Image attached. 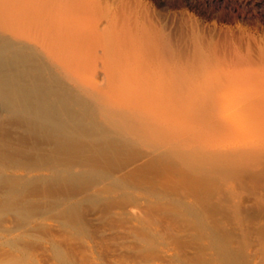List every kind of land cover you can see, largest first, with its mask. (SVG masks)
I'll list each match as a JSON object with an SVG mask.
<instances>
[{
    "label": "rangeland",
    "instance_id": "374dc122",
    "mask_svg": "<svg viewBox=\"0 0 264 264\" xmlns=\"http://www.w3.org/2000/svg\"><path fill=\"white\" fill-rule=\"evenodd\" d=\"M4 1L0 84L29 95L6 91L0 114V264H248L264 247V0Z\"/></svg>",
    "mask_w": 264,
    "mask_h": 264
},
{
    "label": "bare ground",
    "instance_id": "6f19581e",
    "mask_svg": "<svg viewBox=\"0 0 264 264\" xmlns=\"http://www.w3.org/2000/svg\"><path fill=\"white\" fill-rule=\"evenodd\" d=\"M2 1H4V0H2ZM2 1L0 0V2H2ZM28 1H30V0H28ZM39 1H40V0H39ZM39 1H38V2H39ZM50 1H51V0H50ZM50 1H49V2H50ZM57 1H60V0H56V2H57ZM4 2H5V1H4ZM4 2H3V3H4ZM6 2H7V1H6ZM9 2L13 3V0H12V1L10 0ZM9 2H7V3H9ZM14 2H16V1H14ZM26 2H27V1L24 2L26 5L29 4L30 2H32V3H30V4H34V3H35L34 0L30 1L29 3H28V2L26 3ZM36 2H37V1H36ZM51 2H53V1H51ZM54 2H55V1H54ZM7 3H4V4H6L5 6H8ZM41 3H42V5H43L44 3H46V1H45V2H41ZM58 3H60V2H58ZM62 3H63V2H62ZM64 3H66V2H64ZM75 3H77V2H75ZM0 4H1V6H2V3H0ZM4 4H3V5H4ZM14 4H15V3H14ZM36 4H37V3H36ZM36 4H35V5H36ZM38 4H39V3H38ZM47 4H48V2L46 3V6H47ZM72 4H73V3H72ZM16 5H17V4H16ZM16 5H14V6H16ZM22 5H23V4H22ZM35 5H34V6H35ZM40 5H41V4H40ZM62 5H63V4H62ZM27 6H28V5H27ZM30 6H31V5H30ZM44 6H45V4H44L43 6H39V7L44 8ZM53 6H54V5H53ZM58 6H59L58 8L63 7V6H60V5H58ZM71 6H72V5H71ZM80 6H81V5H80ZM3 7H4V6H3ZM17 7H20V6H17ZM39 7H38V8H39ZM1 8H2V7H0V13H2V11L4 12V11H5L6 9H8L9 7H8V8L4 7L5 10H4V9L1 10ZM11 8H12V7H11ZM22 8L24 9V7H22ZM35 8H36V7H35ZM45 8H46V7H45ZM52 8H53V7H52ZM55 8H56V6H55ZM55 8H54V9H55ZM32 9H33V8H32ZM36 9H37V8H36ZM39 9H40V8H39ZM67 9H68V8H67ZM80 9H81V8H80ZM8 10H10V9H8ZM44 10H45V9H44ZM68 10H69V9H68ZM66 11H67V10H66ZM75 11H76V10H75ZM35 12H36V11H35ZM79 12H80V11H79ZM43 13H44V12H43ZM43 13H42V14H43ZM69 13H70V12H69ZM76 13H77V12H76ZM29 14L32 15L31 13H29ZM55 14H57V13L55 12ZM62 14H63V13H62ZM62 14H61V15H62ZM79 14H80V13H79ZM79 14L77 13V15H79ZM1 15H3V14H1ZM39 15H40V14H39ZM45 15H46V14H45ZM47 15H50V17L52 16L51 14H47ZM70 15H71V14H70ZM72 15H73V14H72ZM81 15H82V14H81ZM6 16H7V14H6ZM35 16H36V15H35ZM58 16H59V14L56 16L57 18H56L55 16H54V18L58 19ZM65 16H67V15H65ZM4 17H5V16H4ZM21 17H22V16H21ZM27 17H29V16H27ZM31 17H32V18H31ZM31 17H30L31 19H30V18H29V19L32 20V22H33V20H34L35 18H34V16H31ZM43 17H46V16H43ZM50 17H49V18H50ZM59 17H60V16H59ZM77 17H79V16H77ZM33 18H34V19H33ZM46 18H48V16H47ZM54 18H50L51 20H49V19H48V20H47V19L45 20V18H44L45 21H44V20H43V21H44V23H46V21H47V22L49 21L48 24H49V27H51L50 25H52L53 22L51 23L50 21H52ZM70 18H71V17H70ZM41 19H43V18H41ZM56 19H54V20H56ZM79 19H81V17H80ZM35 20H36L37 22H38V21L42 22V20H40V19H39V20L35 19ZM54 20H53V21H54ZM66 20H67V19H66ZM0 21L2 22L1 18H0ZM24 21H26V20H24ZM36 21H35V23L33 22L34 25H33L32 22L30 23L29 20L26 21V22H28V25L30 24L31 27H33V28H31V30L34 29V26H36V24H39V25H40V23H39V22L37 23ZM58 21H59V20H58ZM58 21H57V22H58ZM61 21H63V20H61ZM67 21H68V20H67ZM72 21H73V20H72ZM77 21H78V20H76L75 23H76ZM55 22H56V21H55ZM55 22H54L53 25L57 24V22H56V23H55ZM68 22H70V21H68ZM68 22H67V23H68ZM23 23H24V22H23ZM44 23L42 22L41 24H44ZM58 24H60V23H58ZM1 25H2V24H1ZM15 25H16V24H15ZM44 25H45V24H44ZM69 25H71V24H69ZM72 25H73V24H72ZM72 25H71V26H72ZM2 26H3V25H2ZM5 26H6V25H5ZM41 26H42V25H41ZM6 27H7V26H6ZM6 27H5V28H6ZM25 27H26V26H25ZM53 27H54V26H52V28H53ZM72 27H73V26H72ZM76 27H77V26H76ZM0 28H1V26H0ZM2 28H3V27H2ZM7 28H8V27H7ZM7 28H6V29H3V30H6V31L9 30V29H7ZM23 28H24V27H23ZM41 28H42V27H41ZM52 28H51V29H52ZM54 28H55V27H54ZM17 29H20V30H17ZM24 29H25V28H24ZM28 29H30V26H29ZM49 29H50V28H49ZM51 29H50V30H51ZM59 29H60V27H59ZM61 29H63V28L61 27ZM74 29H75V28H74ZM82 29H83V28H82ZM13 30H14V29H13ZM16 30H17V31L14 32L13 34H16L17 32H20V31L22 32V31H23V30H21V28H16ZM38 30H39V29H38ZM40 30H41V29H40ZM50 30H49V31H50ZM56 30H57V29H56ZM69 30H70V28H69ZM1 31H2V29H1ZM6 31L4 32L5 34L2 32V34H4L5 36H6ZM29 31H30V30H29ZM34 31H35V30H34ZM46 31H47V30H45V32H46ZM51 31H52V30H51ZM57 31H59V30H57ZM64 31H66V30H64ZM64 31H63V32H64ZM70 31H71V30H70ZM73 31H74V30H73ZM86 31H87V30H86ZM7 32H11V31L9 30V31H7ZM21 32H20V35H21ZM43 32H44V29H43ZM61 32H62V31H61ZM61 32H60V33L57 32L58 35H57L56 32L53 33V34H56L55 36H56L57 38H56L55 36H53V35H52V37H53V38L55 37L56 40H60L59 37L61 36ZM63 32H62V33H63ZM77 32H79V34H80V30L77 31ZM77 32H76V33H77ZM24 33H26V32H24ZM65 33H66V37H68L65 41H66V42H67V41L70 42V40H71V39H70L71 36H69V34H67V32H65ZM73 33H74V32H73ZM81 33H82V32H81ZM83 33H84V32H83ZM33 34H34V33H33ZM40 34H42V33H40ZM59 34H60V35H59ZM74 34H75V33H74ZM89 34H91V33H88V35H89ZM0 35H1V34H0ZM4 35H1L2 38H5ZM17 35H19V34H17ZM26 35H27V34H24V37H27ZM29 35H30V34H29ZM29 35H28V36H29ZM43 35H44V34H43ZM62 35H63V34H62ZM64 35H65V34H64ZM64 35L61 36V39H63V37H65ZM67 35H68V36H67ZM71 35H72V34H71ZM76 35H77V34H76ZM76 35H75V36H76ZM81 35H82V34H81ZM83 35L85 36L86 33H84ZM15 36H16V35H15ZM21 36H22V35H21ZM32 36H33V35H32ZM41 36H42V35H41ZM46 36H47V35H46ZM58 36H59V37H58ZM77 36H78V35H77ZM86 36H87V35H86ZM89 36H90V35H89ZM7 37H8V36H7ZM16 37H17V36H16ZM18 37H20V36H18ZM24 37H23V38H24ZM38 37L40 38V36H38ZM38 37H37V38H38ZM80 37H82V36H80ZM23 38H22V39H23ZM34 38H35V36H34ZM45 38H46V37H45ZM49 38H50V36H49ZM18 39H19V38H18ZM22 39H21V40H22ZM28 39H29V38H27V39L25 38V40H28ZM43 39H44V36H43ZM64 39H65V38H64ZM68 39H69V40H68ZM0 40H3V39H0ZM5 40H6V39H5ZM16 40H17V38H16ZM23 40H24V39H23ZM23 40H22V41H23ZM25 40H24L22 43H25V42H26ZM33 40H34V41H33L34 43L28 40V41H29V44H30V45H29V49L34 48V45H35V41H36V40H35V39H33ZM38 40H39V39H37V41H38ZM51 40H52V38H51ZM79 40H81V38H79ZM86 40H87V39H85L84 41H86ZM6 41H7V40H6ZM18 41H19V40H18ZM37 41H36L37 44H38V42L40 43V44H38V45H40L39 47H41V46L43 47L44 44H45V45L47 44L46 42H45V43L42 42V44H43V45H42V44H41V41H38V42H37ZM75 41H76V40H75ZM82 41H83V39H82ZM12 42H13V41H12ZM12 42H11V43H12ZM15 42H16V41H15ZM58 42H59V41H58ZM72 42H73V41H71V43H69V44H68V42H67V44L70 45V46L73 45L72 47H76V43L78 42V40H77L76 43L73 42V43H75V45L72 44ZM80 42H81V41H80ZM1 43H3V42L1 41ZM26 43H28V42H26ZM31 43H32V44H31ZM48 43L51 44V45L53 44V42H48ZM56 43H57V42H56ZM78 43H79V42H78ZM83 43H84V42H83ZM13 44H14V43H13ZM33 44H34V45H33ZM54 44H55V43H54ZM85 44H86V43H85ZM109 44H110V43H109ZM3 45H6V46H7L8 43H6V44L3 43ZM3 45H2V46H3ZM16 45H17V46H18V45L21 46L20 41H19L18 44H16ZM22 45H23V44H22ZM45 45H44V47H43L42 49H45V48H46ZM81 45H82V43H81ZM23 46H24V45H23ZM23 46H22V47H23ZM31 46H32V47H31ZM85 46H86V45H85ZM0 47H1V45H0ZM47 47L49 48L50 45H48ZM55 47L57 48V45H56ZM62 47H63V46H62ZM72 47H71V48H72ZM1 48H4V47H1ZM20 48H21V47H20ZM23 48H25V47H23ZM23 48H21V49H23ZM35 48H37V45H36ZM59 48H60V47H58V49H59ZM78 48H79V46H78ZM21 49H20V50H21ZM38 49H40V48H38ZM53 49L55 50V48H53ZM53 49H52V50H53ZM58 49H56V50H57L56 52L59 53V52L62 50L63 54H62V52H60V53H61L62 55H65V56H63V57H66V56H67L68 58H67V57H66V58H67V60H69V55H71V53L68 52V51H71L70 47H68V49H67L66 47H64V48H60L61 50H58ZM65 49H66V50H65ZM76 49H77V47H76ZM90 49H91V48H90ZM93 49H94V48H93ZM117 49H118V48H117ZM7 50H8V49H7ZM14 50H15L14 53L16 52L15 54L17 55L18 53H17L16 48H14ZM45 50L48 51L47 48H46ZM45 50H44L43 53H45ZM64 50H65L66 52H65ZM67 50H68V51H67ZM2 51H3V49H1V51H0L1 54H0V55H2ZM4 51H6V50H4ZM8 51H9V50H8ZM58 51H59V52H58ZM75 51H76V50H75ZM77 51H79V50H77ZM80 51H81V49H80ZM6 52H7V51H6ZM6 52H5V55H6ZM20 52H21V51H20ZM36 52H37V51H36ZM56 52H55V53H56ZM64 52H65V54H64ZM67 52H68V53H67ZM89 52H90V51H89ZM40 53H41V52H40ZM52 53H54V52H52ZM60 53H59L58 55H61ZM69 53H70V54H69ZM50 54H51V53L48 52L47 55H46V54H44V55L48 57ZM67 54H68V55H67ZM13 55H14V54H13ZM13 55L11 54L10 57H12ZM38 55H39V54H38ZM81 55H82V52H81ZM91 55H92V54H91ZM2 56L4 57V55H2ZM51 56H53V55H50V57H51ZM55 56H56V55H54V57H53L54 59H55ZM73 56H74V55H73ZM82 56H83V55H82ZM0 57H1V56H0ZM3 57H2V58H3ZM15 57H17V56H15ZM15 57L13 56L12 59H14ZM18 57H19V56H18ZM42 57H43V56H42ZM57 57H58V56H57ZM63 57H62V59H64V61L60 60V59H61V56H59L60 59H59V58H58V59H59L61 62H63V63H68V62H69V65H70V66H68V67H69V69H72V67H73L72 65H73V64L70 63V62H71V59H70V61H68V62L66 61V62H65L66 59L63 58ZM74 57H75V56H74ZM74 57H73V58H74ZM98 57H99V56H98ZM6 58L9 59V57H7V56H6ZM6 58H5V59H6ZM48 58H49V57H48ZM83 58H84V57H83ZM5 59H4V60H5ZM16 59H17V58H16ZM18 59H19V58H18ZM56 59H57V58H56ZM74 59H75V58H74ZM80 59H81V58H80ZM127 59H128V58H127ZM0 60H1V59H0ZM9 60H10V59H9ZM44 60H45V59H44ZM77 60H78V59H77ZM89 60H90V59H89ZM14 61H15V59H14ZM46 61H47V60H46ZM51 61L53 62V60H51ZM130 61H131V59H130ZM133 61H134V60H133ZM19 62H20V60H19ZM19 62H18V63H19ZM22 62H23V61H22ZM86 62H87V60H86ZM1 63H3V62L0 61V64H1ZM18 63H14V64L16 65V64H18ZM25 63H26V62H25ZM40 63H41V62H40ZM74 63H76V62H74ZM89 63H90V62H89ZM7 64H8V63H7ZM23 64H24V63H23ZM38 64H39V63H38ZM44 64H45V66L48 65V64L46 65V62H45ZM53 64H55V62H53ZM71 64H72V65H71ZM8 65H9V64H8ZM19 65H21V64H19ZM25 65H26V64H25ZM28 65H29V63H28ZM28 65H27V67H30V66H28ZM39 65H40V64H39ZM138 65H139V64H138ZM138 65H137V66H138ZM5 66H6V65H5ZM9 66H10V65H9ZM40 66H41V65H40ZM40 66H39V67H40ZM43 66H44V65H43ZM49 66H50V64H49ZM16 67H17V66H16ZM37 67H38V66H37ZM37 67H36V68H37ZM75 67H76V66H75ZM2 68H4V67H2ZM2 68H1V69H2ZM13 68H14V67H13ZM20 68H21V67H20ZM30 68H31V67H30ZM30 68H28V69H30ZM36 68H35V69H36ZM50 68H51V67H50ZM50 68H47V70H49ZM59 68H60V66H58V69H59ZM66 68H67V67H66ZM66 68H65V69H66ZM149 68H150V67H149ZM17 69H18V67H17ZM17 69H16V70H17ZM25 69H27V68H25ZM25 69L23 68V70H25ZM37 69H38V68H37ZM39 69L42 70V68H39ZM39 69H38V71H39ZM45 69H46V68H45ZM134 69H136V68H134ZM3 70H7V69L4 68ZM21 70H22V68H21ZM30 70H34V67H33V69H30ZM30 70H28V71L25 70L24 72L26 73V71H27V73H28ZM43 70H44V69H43ZM73 70H74V69L70 70L71 73H72ZM78 70H80V69H78ZM150 70H151V68H150ZM9 71H12V70H9ZM35 71H36V70H35ZM45 71H46V70H45ZM60 71H61V69H60ZM3 72H4V71H0V75H2ZM20 72H21V71H20ZM22 72H23V71H22ZM22 72H21V74H22ZM24 72H23V73H24ZM47 72H48V71H47ZM99 72H100V71H99ZM138 72H139V71H138ZM4 73L7 74L6 71H5ZM12 73H15V72L12 71ZM27 73H26V74H27ZM50 73H51V70H50ZM56 73H57V72H56ZM69 73H70V72H69ZM144 73H145V72H144ZM8 74H9V72H8ZM10 74H11V73H10ZM21 74H19V75H21ZM28 74H29V73H28ZM32 74H33V73H32ZM53 74H54V73H53ZM65 74H66V73H65ZM119 74H120V73H119ZM152 74H153V73H151V75H152ZM24 75H25V74H24ZM10 76H11V75H10ZM22 76H23V75H22ZM31 76H32V75H31ZM31 76H29V77H31ZM142 76H144V75H142ZM149 76H150V75H149ZM159 76H160V75H159ZM20 77H21V76H20ZM25 77H26V75H25ZM27 77H28V76H27ZM27 77H26V78H27ZM42 77H44V76H42ZM42 77H41V78H42ZM48 77H49V76H48ZM108 77H109V76H108ZM152 77L154 78L155 75H153ZM0 78H2V77H0ZM12 78H13V77H12ZM18 78H19V76H18ZM18 78L15 77L14 79H18ZM26 78H24V79H26ZM45 78H46V77H45ZM134 78H135V77H134ZM134 78H133V79H134ZM142 78H143V77H142ZM147 78H148V75H147ZM153 78H152V79H153ZM10 79H11V78H10ZM24 79H23V82H24ZM35 79H36V78H35ZM60 79H61V78H60ZM263 79H264V78H262L261 81H259L260 79L258 80V81L260 82V84H261V82L263 83V81H264ZM2 80L4 81L5 79L3 78ZM12 80H13V79H11V81H12ZM21 80H22V79H21ZM26 80H27V79H26ZM30 80H32V79L29 78V80H27V81L30 82ZM41 80H42V79H41ZM41 80H40V81H41ZM56 80H57V79H56ZM56 80H55V81H56ZM137 80H138V79H137ZM157 80H158V79H157ZM160 80H161V79H160ZM249 80H250V79H249ZM251 80H252V79H251ZM27 81H25V83H26ZM46 81H47V78H46ZM50 81H51V80H50ZM144 81H145V80H144ZM152 81H153V80H152ZM4 82H6V81H4ZM12 82H14V81H12ZM16 82H17V84H16L15 82H14V83H11V84H9V82H7V84H6V83H1V84H0V85H1V87H0V91L3 92V93H0V114H2V116H4V118H5V115H8L11 111H14V109H15V108L13 107V106H15V105H14V102L11 103V101H10L11 98H9L10 96H9L8 94H5V93H7L6 91H12V92H15L16 94H15V95L12 94L11 96H12L13 99H17V100H18V97H19V96H18L17 93H19L20 90H23V91H25L26 89L29 90V86L26 87V88H25V87L23 88V85L21 84V81H20L19 79H18V81L16 80ZM19 82H20V83H19ZM31 82H32V81H31ZM146 82H147V81H146ZM254 82H255V81H254ZM256 82H257V81H256ZM33 83H34V82H33ZM152 83H153V82H152ZM249 83H251V82H249ZM36 84H37V83H36ZM62 84H63V83H62ZM26 85H27V84H25L24 86H26ZM133 85H134V84H133ZM136 85H137V84H136ZM249 85H250V84H249ZM251 85H252V83H251ZM263 85H264V83H263ZM58 86H59V85H58ZM126 86H127V85H126ZM34 87H35V86H34ZM140 87H141V86H140ZM162 87H163V86H162ZM247 87H248V86H247ZM63 88H65V87H63ZM104 88H105V87H104ZM143 88H144V87H143ZM164 88H165V87H164ZM164 88H163V89H164ZM2 90H3V91H2ZM27 90L25 91L26 93L28 92ZM247 90H248V89H247ZM248 91H249V90H248ZM12 92H11V93H12ZM32 92H33V90H32ZM63 92H64V91H63ZM144 92H145V91H144ZM20 93H23V92L20 91ZM26 93L21 94V95L25 96ZM33 94H34V93H33ZM27 95H29V94L27 93ZM27 95H26V97H27ZM101 95H102V94H101ZM127 95H128V94H127ZM261 95H262V94H261ZM261 95H260L261 98H259V99H260V100H261V99L264 100V95H263V96H261ZM6 96H8V97H6ZM14 96H15V98H14ZM23 96H22V98H23ZM118 96H119V95H118ZM141 96H142V94H141ZM20 97H21V96H20ZM20 97H19V100L22 99V98L20 99ZM41 97H42V96H41ZM257 97H258V96H257ZM28 98H29V97H28ZM28 98H27V100H29V99L31 100V98H29V99H28ZM38 98H39V97H38ZM38 98H35V96H34V97L32 98V100L35 101V99H37V100L40 101V99H38ZM125 98H126V97H125ZM5 99H7V101H6ZM126 99H127V98H126ZM259 99H258V100H259ZM23 100H24V99H23ZM25 100H26V98H25ZM27 100H26V101H27ZM32 100H31V101H32ZM101 100H102V99H101ZM106 100H107V99H106ZM143 100H144V99H143ZM146 100H148V99H146ZM254 100H255V99H254ZM258 100H257V101H258ZM263 100H261V101L264 102ZM8 101H9V102H8ZM26 101H25V102H26ZM144 101H145V100H144ZM164 101H165V100H164ZM15 102H17V101L15 100ZM18 102H19V101H18ZM18 102H17V103H18ZM129 102H131V101H129ZM159 102H160V101H159ZM17 103H16V106H17ZM27 103H28V101H27ZM29 103L31 104V102H29ZM29 103H28V104H29ZM35 103H38V101H37V102L35 101ZM35 103H34V104H35ZM49 103H50V102H49ZM49 103H48V104H49ZM135 103H136V102H135ZM143 103H145V102H143ZM241 103H242V102H241ZM18 104H19V103H18ZM23 104H24V101H23ZM30 104L28 105V107L30 106ZM34 104H33V106H34ZM20 105H21V104H20ZM20 105H19V106H20ZM31 105H32V104H31ZM134 105H135V104H134ZM139 105H140V104H139ZM66 106H67V105H66ZM137 106H138V105H137ZM17 107H18V106H17ZM30 107H31V106H30ZM35 107H36V106H35ZM25 109H26V108H25ZM25 109L23 110V112L25 111ZM65 109H66V108H65ZM113 109H114V108H113ZM165 109H166V108H165ZM93 110H94V109H93ZM158 110H159V109H158ZM21 111H22V109H21ZM21 111H20V112H21ZM26 111H28V108H27ZM105 111H106V110H105ZM88 112H89V111H88ZM33 113H34V112H33ZM83 113H84V112H83ZM37 114H38V113H37ZM37 114H35V115H37ZM188 114H189V113H188ZM29 115H30V114H29ZM39 115H40V114H39ZM49 115H50V114H49ZM52 115H53V114H52ZM79 115H80V113H79ZM0 116H1V115H0ZM17 116H18V114H17ZM61 116H62V115H61ZM65 116H66V115H65ZM85 116H86V115H85ZM85 116H84V117H85ZM15 117H16V116H15ZM41 117H42V116H41ZM130 117H131V116H130ZM1 118H3V117H1ZM30 118H32V117H30ZM44 118H45V117H44ZM48 118H49V117H48ZM64 119H65V118H64ZM75 119H76V118H75ZM75 119H74V120H75ZM114 119H115V118H114ZM71 120H72V119H71ZM133 120H134V119H133ZM29 121H30V120H29ZM62 121H63V120H62ZM32 122H33V121H32ZM135 123H136V122H135ZM57 124H58V123H57ZM244 124H245V123H244ZM59 125H60V124H59ZM135 125H137V124H135ZM149 126H150V125H149ZM44 128H45V127H44ZM133 128H134V127H133ZM138 128H139V127H138ZM93 130H94V129H93ZM116 130H117V129H116ZM141 130H142V129H141ZM249 130H250V129H249ZM18 131H19V130H18ZM171 131H172V130H171ZM254 131H255V130H254ZM158 132H159V131H158ZM144 133H145V132H144ZM253 133H254V132H253ZM155 135H156V134H155ZM234 135H235V134H234ZM249 135H250V134H249ZM251 135H252V134H251ZM251 135L248 137L249 139H250ZM161 136H162V135H161ZM236 136H238V138H240L241 135H240V134H236ZM252 136H253V135H252ZM241 137H242V136H241ZM234 138H236V137H234ZM238 138H237V139H238ZM245 138H247V136H246ZM237 139H236L235 141H237ZM242 139H243V137H242ZM242 139L240 138V142L243 141ZM38 140H39V139H38ZM241 140H242V141H241ZM244 140H245V143H246L247 139H244ZM251 140H252V139H250L249 142L247 141L246 144H248V143L250 144ZM255 140H256V139H255ZM235 141H234V144H235ZM238 141H239V140H238ZM238 141H237V142H238ZM223 142H224V141H223ZM237 142H236L235 145H237ZM240 142H239V143H240ZM253 142L256 143L254 140H253ZM232 144H233V142H232ZM241 144H242L241 146L246 145V144H244V143H241ZM235 145H232V146L235 147V149H234L233 151H235L236 148H237V146H238V145H237V146H235ZM14 146H15V145H14ZM31 146H32V145H31ZM225 146H226V145H225ZM229 146H230V145H229ZM257 146H258V147H257ZM243 147L246 148L245 146H243ZM243 147L241 148L240 145L238 146V148L241 149V151H242ZM77 148H78V147H77ZM169 148H170V147H169ZM220 148H221V147H220ZM222 148H223V147H222ZM253 148H254V147H253ZM257 148L259 149V145H258V144H256V149H257ZM218 149H219V148H218ZM227 149H228V148H227ZM232 149H233V148H232ZM246 149H247V148H246ZM258 149H257V150H258ZM84 150H85V149H84ZM188 150H189V149H188ZM247 150H249V148H248ZM252 150H253V149H252ZM252 150H249V151L252 152ZM257 150H256V151H257ZM189 151H190V150H189ZM225 151H226V150H225ZM243 151H244V153H248V151L246 152L245 149H243ZM33 152H34V151H33ZM165 152H167V151H165ZM237 152H239V151L237 150ZM253 152H254V151H253ZM253 152H252V153H253ZM16 153H17V152H16ZM242 153H243V152H242ZM244 153H243V154H244ZM141 154H142V153H141ZM150 154H151V153H150ZM182 154H183V153H182ZM217 154H218V153H217ZM227 154H228V153H227ZM232 154H233V153H232ZM234 154H235V153H234ZM250 154H251V153H250ZM250 154H248V155L250 156ZM119 155H120V154H119ZM192 155H193V154H192ZM244 155H246V154H244ZM251 155H252V154H251ZM237 156H239V155H237ZM249 156H248V157H249ZM257 156H258V155H257ZM212 157H213V156H212ZM24 159H25V158H24ZM198 159H199V158H198ZM1 162H2V161H1ZM230 162H232V161H230ZM247 162H248V161H247ZM261 162H262V161H261ZM104 163H105V162H104ZM244 163H245V162H244ZM251 163H252V162H251ZM256 163H257V162H256ZM100 164H101V163H100ZM212 164H213V163H212ZM90 165H91V164H90ZM104 165H105V164H104ZM95 166H96V165H95ZM99 166H100V165H99ZM139 166H140V165H139ZM2 167H3V166H2ZM101 167H102V166H101ZM247 167L249 168V166H247ZM3 168H4V167H3ZM13 168H14V167H13ZM105 168H106V167H105ZM252 169H253V167H252ZM255 169H257V168H255ZM260 169H261V168H260ZM203 170H204V169H203ZM214 170H215V169H214ZM27 171H28V170H27ZM81 172H83V171H81ZM84 172H85V171H84ZM225 173H226V172H225ZM261 174H262V173H261ZM20 175H21V174H20ZM21 177H22V176H21ZM22 178H23V177H22ZM232 178H233V177H232ZM109 186H110V185H109ZM7 187H8V185H7ZM9 187H10V186H9ZM105 187H106V186H105ZM9 189H10V188H9ZM13 189H14V187H13ZM43 189H44V188H43ZM5 191H6V190H5ZM8 192H9V191H7V193H8ZM0 193H1V192H0ZM5 193H6V192H5ZM9 193H10V192H9ZM9 193H8V194H9ZM29 193H30V192H29ZM70 193H71V192H70ZM2 195H3V194H2ZM5 195H6V194H5ZM11 197H12V195H11ZM77 198H78V197H77ZM204 198H205V197H204ZM211 198H212V197H211ZM23 199H24V198H23ZM6 200H7V198H6ZM62 200H63V199H62ZM211 200H212V199H211ZM254 200H255V199H254ZM4 201H5V200H4ZM10 201H11V198H10ZM17 201H18V200H17ZM42 202H43V201H42ZM59 202H60V201H59ZM43 203H44V202H43ZM60 203H61V202H60ZM261 203H262V202H261ZM40 204H41V203H40ZM49 204H50V203H49ZM135 205H136V204H135ZM43 206H44V205H43ZM4 207H5V206H4ZM131 207H132V206H131ZM8 208H9V207H8ZM23 208H24V207H23ZM36 209H37V208H36ZM43 209H44V208H43ZM132 210H133V209H132ZM13 211H14V210H13ZM21 211H22V210H21ZM30 211H31V210H30ZM44 212H45V211H44ZM252 213H253V212H252ZM23 215H24V214H23ZM30 215H31V213H30ZM247 215H248V214H247ZM250 215L253 216V214H250ZM38 216H39V215H38ZM254 216H255V215H254ZM256 216H257V215H256ZM12 217H13V216H12ZM14 217H15V216H14ZM28 217H29V216H28ZM18 219H19V218H18ZM20 219H21V218H20ZM33 219H35V218H33ZM11 220H12V219H11ZM28 223H29V222H28ZM8 224H9V223H8ZM8 224H7V226H5V229H3V231H4V230H8V231H9V230H10V231H12V230H16V231H17L16 228H17L18 226H17V227L15 226L16 228H13V229L11 230L12 225H11V227H10ZM43 224H44V223H43ZM23 225H24V223H23ZM33 225H34V224H33ZM31 226H32V225H31ZM20 227H21V226H19V229H20ZM25 227H26V226H25ZM27 227H28V226H27ZM3 228H4V226H3ZM21 228H22L21 230H23L24 227L22 226ZM29 229H30V228H29ZM243 229H245V228H243ZM243 229H241V230H243ZM254 229H255V228H254ZM0 230H1V229H0ZM260 230H261V229H260ZM10 231H9V233H11ZM26 231H27V230H26ZM30 231H31V230H30ZM258 231H259V230H258ZM255 232H256V231H255ZM12 233H14V232H12ZM18 234H19V233H18ZM9 235H10V234H9ZM11 235H12V234H11ZM27 235H28V234H27ZM252 235H254V234H252ZM251 237H252V236H251ZM46 238H47V237H46ZM255 238H257V237H255ZM255 238H254V236H253V239H252V240H254ZM0 240H1V239H0ZM257 241H258V240H257ZM8 242H9V241H8ZM261 242H262V241H261ZM243 243H244V242H243ZM252 243H253V241H252ZM256 243H257V242H255V244H256ZM244 244H245V243H244ZM4 246H5V245H4ZM244 246H245V245H244ZM261 246L263 247L262 244H261ZM1 247H2V246H1ZM1 247H0V248H1ZM246 247H248V246H246ZM257 247H258V248L260 247V246L258 245V243H257ZM2 248H3V247H2ZM258 248H257V249H256V248H252V249H250L249 254H248V256H247L248 258L246 259V260L248 261V264H264V247H263V248L260 247V250H259ZM14 249H15V248H14ZM247 250H249V248H246V251H247ZM2 251H3V250H2ZM6 251H7V250H6ZM8 252H9V251H8ZM12 253H13V252H12ZM2 255H4V254H2ZM8 256H9V255H8Z\"/></svg>",
    "mask_w": 264,
    "mask_h": 264
}]
</instances>
